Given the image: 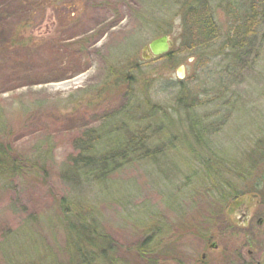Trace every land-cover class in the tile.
<instances>
[{
  "label": "rangeland",
  "instance_id": "374dc122",
  "mask_svg": "<svg viewBox=\"0 0 264 264\" xmlns=\"http://www.w3.org/2000/svg\"><path fill=\"white\" fill-rule=\"evenodd\" d=\"M173 1L0 0V116L18 153L32 156L39 147L50 152L40 179L0 181V264L66 261L64 233L57 223L62 197L94 210L116 264H148L137 253L148 237L153 245L170 239L169 249L177 239L182 250L185 232H196L205 209L218 204L203 195L201 184L208 181L196 156H210L220 171L215 185L225 189L224 205H237L234 199L251 204L248 194L264 182V22L256 38L258 50L234 55L223 46L230 22L238 12L243 17L252 0L236 8L230 4L234 0H211L220 32L209 48L200 56L176 52L143 61L142 47L159 37L160 28L169 29L172 41L181 33ZM179 67H184L183 79L177 77ZM113 81H135L132 87L144 90L151 104L169 108L177 140L157 165L123 169L110 177L103 192L98 186L74 191L59 172L77 153L75 141L128 102L126 83L116 91L110 87ZM182 88L188 93L183 105L176 101ZM192 102L198 107L189 110L190 117L204 118L209 125L204 136L208 152L191 139L186 126L188 111L182 107ZM118 139L109 134L104 141L115 144ZM211 189L209 195L218 194ZM171 205L188 219L179 222ZM25 227L55 261L26 246L30 240L16 234Z\"/></svg>",
  "mask_w": 264,
  "mask_h": 264
},
{
  "label": "trees",
  "instance_id": "16d2710c",
  "mask_svg": "<svg viewBox=\"0 0 264 264\" xmlns=\"http://www.w3.org/2000/svg\"><path fill=\"white\" fill-rule=\"evenodd\" d=\"M244 1L234 0L235 3L230 4L236 8L239 2ZM173 2L177 3L179 8L181 33L175 40L173 39V48L170 52L161 58L170 57L176 52L200 56L201 50L209 48L211 43L219 38L220 29L213 16L211 0H174ZM260 3H263L264 7V0L249 2L250 7L247 8L243 17L239 12L236 15L233 7H230L235 18L231 19L229 33L223 46L228 47L234 55L236 52H239L241 56L246 53L251 54L253 50H258L260 47V45H256L258 30L264 22V12L260 10ZM158 33L160 37L169 34L170 31L160 28ZM134 82L113 81L110 87L116 91L126 83L125 90L129 92L128 102L119 111L105 116L104 122L98 129H87L75 141L77 153L69 158L59 172L61 180L74 191L98 186L99 190L103 192L104 188L108 189L110 177L134 165H157L167 151L173 148L170 146H173L177 136L171 132V118L167 114L169 108L151 104L149 98L145 97L144 90L137 92L132 87ZM177 84L182 85L183 82L179 80ZM187 96L188 93L182 88L176 96L177 103L183 105ZM197 105L198 103L192 102L182 109L183 112L188 111L186 113L188 125L186 126L191 139L199 144L198 146L202 150L208 152L210 147L204 136L209 134V125L204 122V118L190 117L189 115V110L198 107ZM113 122H115L114 125ZM109 134L118 135L119 139L115 144H105L104 140ZM9 135L5 122L0 116V181L9 182L19 178L40 179L42 174L47 172L46 164L50 159L49 149L39 147L34 155L23 156L10 145ZM196 159L198 166L205 171L207 178L205 182L208 181L204 185L201 184V189L205 192L203 195L208 196L209 199L210 197L216 198L218 204L213 207L226 206L227 204H223L228 198L224 192L225 189L221 188V185H215L216 182H219L217 179L221 177L220 171L216 172V165L210 160V156L205 158L196 156ZM201 160H205V162ZM211 186L218 190V194H208L212 192ZM74 200V198L70 200V197H62L57 202V223L64 233V252L67 257L63 263L116 264V261L109 255L113 250L112 243L109 242L100 220L93 215L95 214L94 210L85 208L77 201L73 202ZM177 205H179L178 202ZM177 205H171V208L177 213L176 217L182 223L188 217L181 214L182 212H177L179 210ZM210 212L211 210L205 209L204 220H209L205 218V215ZM186 226L185 222V226H181V230L177 231L178 237L181 232L185 231ZM16 234L25 235L24 238L32 243L29 245L26 242V246L36 251L38 255L40 254L42 257L45 255L43 258L46 259L49 255L54 260L52 255L41 249L35 232L30 227H25ZM151 239L152 237H148L142 244L143 246L137 249V253L148 264H162L161 262L167 264L171 255L169 249L171 240H166L163 245L159 243L153 245ZM163 249L166 252H163ZM160 258L162 259L160 260ZM57 263L63 264L59 261Z\"/></svg>",
  "mask_w": 264,
  "mask_h": 264
},
{
  "label": "flooded vegetation",
  "instance_id": "af4514ba",
  "mask_svg": "<svg viewBox=\"0 0 264 264\" xmlns=\"http://www.w3.org/2000/svg\"><path fill=\"white\" fill-rule=\"evenodd\" d=\"M256 190L248 194L249 205L234 199L235 206L212 208L205 215L209 220L195 223L198 231L186 232L182 250L174 239L169 264H260L264 258V182Z\"/></svg>",
  "mask_w": 264,
  "mask_h": 264
},
{
  "label": "water",
  "instance_id": "95a60500",
  "mask_svg": "<svg viewBox=\"0 0 264 264\" xmlns=\"http://www.w3.org/2000/svg\"><path fill=\"white\" fill-rule=\"evenodd\" d=\"M173 46V41L168 35H162L160 37L152 40L148 45L142 47L141 58L143 61H149L151 59H156L165 56L170 52ZM178 79H183L184 77V67H179L177 70ZM260 264H264V258Z\"/></svg>",
  "mask_w": 264,
  "mask_h": 264
}]
</instances>
